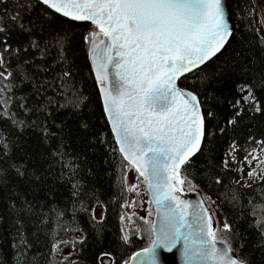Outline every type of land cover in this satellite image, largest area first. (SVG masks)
Returning a JSON list of instances; mask_svg holds the SVG:
<instances>
[{"label":"snow or ice","instance_id":"snow-or-ice-1","mask_svg":"<svg viewBox=\"0 0 264 264\" xmlns=\"http://www.w3.org/2000/svg\"><path fill=\"white\" fill-rule=\"evenodd\" d=\"M257 120L264 0H0V264H264Z\"/></svg>","mask_w":264,"mask_h":264},{"label":"trees","instance_id":"trees-1","mask_svg":"<svg viewBox=\"0 0 264 264\" xmlns=\"http://www.w3.org/2000/svg\"><path fill=\"white\" fill-rule=\"evenodd\" d=\"M257 2H258V0H257ZM231 3L235 7V5L237 3V0H231ZM233 18L235 20V23L238 24L241 29L244 28V22H241L240 20L237 19V14L235 12L233 13ZM257 26H259V25H257ZM82 31H83V29H78V31H77V39L78 40H79L80 33ZM241 35H242L243 40H248L250 38L255 39V34L252 33L251 31H244L241 34V31L238 30L237 31V37L241 38ZM77 63L80 64V65H83L85 63V57H84L83 50H81L80 53L78 54ZM85 71H87V69H85ZM222 87H223V90L225 92H229L230 91L231 94H233V95L235 94L233 85L229 84V85L222 86ZM86 91H87V89H86ZM217 91L218 92L221 91V87H218ZM226 108H227L226 105L223 106V107H218V111H220L221 114H225V109ZM246 126H247V120L245 121V124L242 125V129L245 128ZM252 130H253V132L256 135H260L261 133H264V121L257 120L256 125H255V127ZM102 167H103V165H102ZM102 185L104 187H106V188L108 187L109 179L107 177H104L102 179ZM109 191H114V189H109ZM214 191H215V189H214ZM258 211H260V209H258ZM81 223L84 226H87V216H86V214L81 216ZM118 223L119 222H118V219H117L116 215L110 213L109 220H108L109 231H107L105 233L103 247L111 248V247L114 246V243H115V235H114V233L118 230ZM143 244H144L143 240H137L136 247L142 246ZM3 246L7 247L8 245H7L6 242H3ZM97 250H98V247L96 245H93L90 249H87L85 251L84 256H85L86 264H91V261L94 259V255H95ZM131 250H135V249H131Z\"/></svg>","mask_w":264,"mask_h":264},{"label":"water","instance_id":"water-1","mask_svg":"<svg viewBox=\"0 0 264 264\" xmlns=\"http://www.w3.org/2000/svg\"><path fill=\"white\" fill-rule=\"evenodd\" d=\"M258 11H259V9H258ZM233 22L235 23V20H234V18H233ZM188 198H193V199H195L196 197H195V195L194 194H191V195H189V197ZM154 219H155V216H154ZM177 264H179V261L177 260Z\"/></svg>","mask_w":264,"mask_h":264},{"label":"rangeland","instance_id":"rangeland-1","mask_svg":"<svg viewBox=\"0 0 264 264\" xmlns=\"http://www.w3.org/2000/svg\"><path fill=\"white\" fill-rule=\"evenodd\" d=\"M189 195H191V194H189ZM186 198H188V197H186ZM141 214H143V213H141ZM153 219H154V216H153ZM144 243H145V241H144ZM65 251H69V249H65Z\"/></svg>","mask_w":264,"mask_h":264},{"label":"bare ground","instance_id":"bare-ground-1","mask_svg":"<svg viewBox=\"0 0 264 264\" xmlns=\"http://www.w3.org/2000/svg\"><path fill=\"white\" fill-rule=\"evenodd\" d=\"M258 11V10H257Z\"/></svg>","mask_w":264,"mask_h":264}]
</instances>
